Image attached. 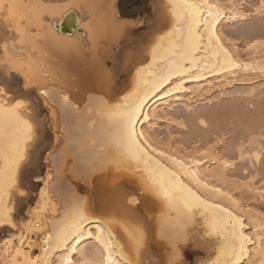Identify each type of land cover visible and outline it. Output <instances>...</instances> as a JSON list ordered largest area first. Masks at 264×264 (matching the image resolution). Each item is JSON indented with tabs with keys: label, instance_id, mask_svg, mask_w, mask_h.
Listing matches in <instances>:
<instances>
[{
	"label": "bare ground",
	"instance_id": "1",
	"mask_svg": "<svg viewBox=\"0 0 264 264\" xmlns=\"http://www.w3.org/2000/svg\"><path fill=\"white\" fill-rule=\"evenodd\" d=\"M11 2L19 5L21 12L31 15V19L27 21L28 34L18 35L15 25H9L0 15V50L6 43L10 49L9 55L25 61V70L33 78L32 83L35 86L29 91L32 96L36 92L47 109L45 121L40 120L38 132L40 131L43 136L48 131L51 133V138L45 139V146L48 149L45 161L48 170L44 177H51L46 189L48 206L40 214V219L47 225V230L54 231L56 226L64 222L66 213H70L74 206L82 204L89 216V223L85 225L89 231H94L98 227V221H107L112 217L129 223L146 224L147 243L141 250L139 260L145 261L149 257H155L162 264H168L170 258L167 255L170 249H167L168 241L164 242L163 237L176 233L183 234L186 227L195 222L202 224L206 231L204 217L209 220L223 218V213L201 206L196 209L193 220L177 218L176 211L170 209L162 198L156 197L147 186L149 176L154 174L159 178L162 172L156 164L157 160L166 168L176 172L181 180L192 187L193 191L208 204L219 203L221 207H228L243 215L246 222L259 219L256 214L260 212L242 201L239 187H245L249 192L251 191V194L262 196L263 192L252 182L242 185L240 182L237 183V180L229 179L237 166L236 160H230L220 151L221 141L217 139L215 145L211 146V144L210 148L205 143L187 148L174 139L172 133L169 132L165 140L159 132L162 123L166 124L168 129L173 124L185 126L183 121L179 122L176 118L179 116L176 111L180 106L186 112H192L198 104L211 101L214 93L218 92L223 96L236 85L253 84L251 80L247 81L243 78L264 72L261 71L264 69V42L251 43L252 51L244 57L238 52L236 45L228 39L223 28L226 24L248 18V14L242 10V5L237 0H210L224 9V13L216 20L215 35L219 37V41L213 39L212 44L209 45L205 34L200 43L202 48L208 50L199 51L194 56L184 55L180 47L183 42L182 34L186 38V26L180 32H175L171 36L166 35L173 31L174 23L169 7L170 0H155V14L147 22H143V18L134 19L133 15L122 13L119 0H11ZM261 2L262 0L260 6ZM71 11L75 13L76 24L72 29H68L62 26V22ZM255 13L264 17L257 12V9ZM230 16L236 18L231 19ZM139 30L142 32H138ZM161 36L165 37L163 41L160 40ZM218 45L228 50L230 60L225 58ZM154 47H156L155 58ZM3 59L4 56L0 52V61ZM233 63L240 67H234ZM244 65L248 67L245 68ZM138 70L142 71L138 74ZM168 76L171 78L167 83L155 90L161 78ZM18 78L23 83L24 77L19 74L16 75L13 83ZM177 85L181 86L179 90H175ZM36 87L39 91L47 90L48 97L39 96ZM252 92L254 93V90ZM64 96L69 97L70 103L64 102ZM141 100L144 103L139 109L140 118L135 126L136 131L145 134L144 138L151 143L156 152H150L153 157L151 161L142 158L137 163L128 159L112 143L117 128L104 111L107 106L116 104L135 107ZM56 102L64 107H70L76 114L81 108L84 109V105L86 108V104L91 106H88L89 110L94 109L91 117L87 114L88 118L83 116L84 123L79 113L74 115L81 119L74 118V120L78 119L82 124L77 128L75 127L77 122L75 123L74 127L77 129L75 131L74 127L72 128V137L70 131L67 132L69 137L75 139L66 138L71 144L66 142L67 144L63 145L65 127L63 128L62 116L60 117V109L55 105ZM144 117H147V120ZM196 119L200 130H203L207 126L204 113L198 112ZM68 126L71 128V125ZM79 129L81 132L78 131ZM73 133L77 134V138ZM40 134L39 137L42 136ZM243 146L238 148L240 154L238 158L248 157L258 163L261 150L251 153L250 156L242 152ZM103 148H107V151L104 152ZM72 149H78L79 154L75 150L76 155H72L74 152H70ZM160 152L173 157L174 160L183 161L186 168L190 167L191 172L196 173L200 183L197 184L190 173L185 175L173 160L160 156ZM205 152L208 154L203 155ZM56 153H59L56 166L58 168L56 171L59 176L61 175L57 176L58 179L60 178L59 181L62 176L63 179H70L75 185L76 194L77 192L79 193L77 195L83 194L82 198L76 196L75 202L63 207L53 199L50 190V185L54 183V175L49 168L54 163L53 158ZM99 153H104L100 158L102 162L94 164L93 160ZM197 159L202 163L196 165L194 161ZM74 161L77 170L74 167V175H70L71 163ZM137 168L141 171H133ZM165 179L167 180L166 174ZM80 181L86 183L88 187L81 186ZM63 182L65 184L64 180ZM205 184L207 188L203 186ZM236 184L241 186L238 187ZM40 187L43 188L44 185ZM215 188H219L220 191L214 192ZM133 199L139 203H129ZM108 227L113 231L114 238L123 242V234H116L118 231L116 226ZM246 234L252 233L246 230ZM6 239L8 237L2 240L0 247ZM31 239L39 244L43 237L38 240L36 235H32ZM213 239L214 253L202 259L199 264L202 262L207 264L209 259H215L220 242L216 238ZM26 251L29 254H41V250L37 247L26 246ZM5 255L6 252L0 253V264ZM261 260H264V256L253 252L250 264H261Z\"/></svg>",
	"mask_w": 264,
	"mask_h": 264
},
{
	"label": "snow or ice",
	"instance_id": "2",
	"mask_svg": "<svg viewBox=\"0 0 264 264\" xmlns=\"http://www.w3.org/2000/svg\"><path fill=\"white\" fill-rule=\"evenodd\" d=\"M169 7L174 23L173 31L166 35L171 36L175 32H180L186 26V38L182 34L183 42L180 44L184 55L194 56L199 51H207L208 49L202 48L200 43L205 34L209 45L213 39L219 41V37L215 35V28L216 20L224 13L221 5L210 0H170ZM257 12L264 15V0L257 8ZM0 15L9 25H15L18 35L28 34L27 21L31 19V15L21 12L19 5L11 0H0ZM164 39V36L160 37L161 41ZM256 43L259 44L261 41ZM218 47L225 58L230 60L228 50L220 45ZM251 47L253 45L250 44L249 48ZM0 52L4 56L0 61V231L8 234V239L4 240L3 246L0 247V253L6 252L2 257V264H162L155 257H149L145 261L139 260L141 250L147 243L146 224L129 223L112 217L107 221H98V227L94 231H89L85 227L89 223V216L82 204L74 206L70 213H66L64 222L56 226L54 231L47 230V225L40 219V214L48 206L46 189L51 177L45 178L33 169L35 149L39 140L37 134L40 125L37 114L39 100L34 99L29 91L35 86L32 83L33 78L25 70V61L9 55L10 49L6 43ZM155 53L156 47L153 48L154 58ZM233 66L240 67L235 63ZM244 67L247 68L248 65ZM140 71L142 70H138V74ZM17 74L24 77L22 86H19V80L13 83ZM170 78L162 77L155 90L162 87ZM180 87L177 85L175 90H179ZM35 90L39 91V88L36 87ZM39 96L47 98V90L39 91ZM63 100L70 103L68 96H64ZM143 103L141 100L135 107L109 105L104 111L117 128L112 143L128 159L137 163L142 158L151 161L153 157L150 152H156L151 143L144 138L145 134L136 131L135 126L140 118L139 109ZM144 119L147 120V117ZM207 154L205 152L203 155ZM159 155L173 160L185 175L190 173L193 180L197 184L200 183L196 173L191 172L190 167L186 168L183 161L174 160L164 152H160ZM194 163L199 165L202 161L197 159ZM156 164L162 172L159 178L154 174L149 176L147 186L156 197L162 198L170 209L176 211L177 218L191 221L195 217L196 209L201 206L223 213V218L209 220L204 217L205 235L220 242L215 259H209L207 264H250L253 252L264 256V211L256 214L259 219L246 222L243 215L228 207H221L219 203L208 204L193 191L192 187L185 184L176 172L166 168L158 160ZM133 171L141 170L137 168ZM41 183L44 185L43 188L40 187ZM203 186L208 187L206 184ZM36 189H39V200L33 208L31 198L35 195ZM213 191L219 192L220 189L215 188ZM129 203L139 201L133 199ZM109 225L116 226L117 235L123 234V242L114 238ZM246 230H250L252 234H246ZM32 235H36L38 240L43 237L42 242L37 244L31 239ZM26 246L39 248L41 254H29ZM176 246V243L172 244L173 250ZM168 264H187V261L179 257L178 252H174ZM261 264H264V260H261Z\"/></svg>",
	"mask_w": 264,
	"mask_h": 264
},
{
	"label": "rangeland",
	"instance_id": "3",
	"mask_svg": "<svg viewBox=\"0 0 264 264\" xmlns=\"http://www.w3.org/2000/svg\"><path fill=\"white\" fill-rule=\"evenodd\" d=\"M154 1L155 0H119V6L122 13L131 14L133 15L134 19H137L139 17L143 18V22H147V20L152 18L155 14ZM237 1L242 5V10L246 12V14H248V18L246 20L237 21L233 24H226L223 26V28L227 33L228 39L236 45L238 52L246 57L247 54L252 51L249 48V44L254 43L255 41L264 42V17L256 15L255 13V9L260 6V0ZM138 32L141 33L142 30H139ZM243 79L247 81L251 80L253 84L236 85L231 90L227 91V94H224L223 96L216 92L213 94V98L211 101H206L204 103L198 104L195 107V110H193L192 112H186L184 108L180 106V108L176 111L179 115L176 118L179 122L183 121L185 123V126L182 127L173 124L168 129L167 125L162 123V125L159 127V132L165 140H167L169 132L172 133L174 139L178 140V142L182 146H186L187 148H191L192 146L199 145L201 143H205L206 146L210 148L211 144V146H213L217 141H221L222 146H220V151L224 152V154L228 156L227 158H229L230 160H236L235 162L237 166L233 170L234 173H232L231 176L229 175V179H231V181L237 180L236 182H240V184L242 185L243 183L248 182H252L253 184H255L254 186L260 189L261 192H263L262 196L260 194H251V191L249 192V190L245 189V187H242L240 184H236V186H241L239 187V193L240 195L242 194V201L244 203L250 204L259 212H262L264 211V72L251 74L250 76L244 77ZM17 80L20 81L19 78ZM22 84L23 83L20 81L19 86H22ZM252 90H254V93L252 92ZM33 98H38V94L36 92L33 94ZM38 100L39 103L37 106V114L40 120L45 121L44 118H46L47 109L45 108L42 100H40L39 98ZM56 103L55 105H57V107L60 109V117L62 116L61 122H63V128L65 127L63 145H66V142H68V144H71V142L67 140L74 139L71 137L73 132L72 128L75 126V123L77 122L75 127H80V125L84 123L83 121L86 118L85 116L89 115L91 117L94 114V109L89 110V107L91 106L86 104V108L84 105V109L86 110L81 108L82 111L80 109V112L77 111L76 114L72 109H70V107H64L59 102V104ZM198 112H203L204 119L207 121V126L203 130H200L198 126V120L196 119V115ZM68 113L71 114V116ZM78 113L80 114V118H83V116L85 118L81 120L80 118H78V116H74L79 115ZM89 116H87V118ZM69 117L72 118L70 119ZM74 118H78L82 121V123L81 121L79 122L78 119L74 120ZM69 120H72V122ZM66 121L68 124L66 123ZM68 125H71V128ZM75 127L73 129L76 131L77 128ZM68 131H70V133ZM78 131H80V129ZM67 132L71 135V137H69L70 135ZM40 133L41 132L39 131L38 137ZM73 134H75V137L77 136L76 133ZM42 136L39 137V142L37 143V147L35 149L33 169L41 175L45 176L48 170L47 163L45 161L48 152V149L45 146V139H50L51 133L50 131H48L46 132V135H44L43 137ZM72 143L74 144L75 142ZM259 145L261 146L259 147ZM239 146H243L242 152H246L250 156H252L251 153H255L256 151L261 150L260 154H262L260 155L259 159L260 163H257L253 159L245 156H243L245 157L244 159H242L241 156L240 158H238V156L240 155L238 152ZM252 148L254 150H252ZM106 149L107 148H103L102 150L106 152ZM75 150H77L78 152V149ZM75 150L72 149V151H70H74L72 155H76L77 152ZM77 154H79V152ZM55 155L54 158L55 160H57L55 161L53 158V162L55 164L52 163L49 169L51 170V173H53L52 175H57L55 176L56 178L53 176L54 183L50 185V190L53 199L63 207L68 205L69 203H73V201L75 202L77 198L76 196H80L82 198L83 194H81L82 196L77 195L79 194L78 192L76 194L77 190L70 179H63L64 177L62 176L61 181H59L60 178L58 179V177H60L61 175L59 176L58 171H56L58 169L56 166L58 165L57 162L59 153H56ZM103 156L104 153L97 154L93 160V163L98 164L102 162L100 161V158ZM75 163L76 161L71 163L72 166L70 165L73 171L69 172V174L71 173L70 175L74 173ZM76 168L77 167H75V169ZM63 180L65 181V184ZM80 183H82L81 186L83 185L84 188L88 187L86 183L81 181ZM72 190L76 191L73 192ZM38 191L39 189H36L35 195L31 198L33 201V208L36 205V201H38ZM69 199L71 201H69ZM78 200L79 199H77V201ZM185 230V235L184 233H176L172 234L171 236L169 235L167 237H163L164 242L168 241L167 249H170L167 255L169 256L168 258H171L174 252H178V254H180L179 257H182L185 261H187V264H199L202 259H206L208 258V255L211 256L214 253L215 240L205 235L202 224H200L199 222H195L192 225H188ZM7 237L8 234L6 232L0 231V244L2 240ZM172 242L177 244L175 250H173L172 248Z\"/></svg>",
	"mask_w": 264,
	"mask_h": 264
},
{
	"label": "water",
	"instance_id": "4",
	"mask_svg": "<svg viewBox=\"0 0 264 264\" xmlns=\"http://www.w3.org/2000/svg\"><path fill=\"white\" fill-rule=\"evenodd\" d=\"M75 24H76L75 13L74 11H71L64 17L62 26L68 29H72L75 26Z\"/></svg>",
	"mask_w": 264,
	"mask_h": 264
}]
</instances>
